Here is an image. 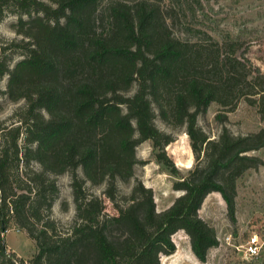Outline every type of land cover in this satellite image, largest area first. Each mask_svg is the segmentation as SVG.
<instances>
[{
  "label": "trees",
  "instance_id": "obj_1",
  "mask_svg": "<svg viewBox=\"0 0 264 264\" xmlns=\"http://www.w3.org/2000/svg\"><path fill=\"white\" fill-rule=\"evenodd\" d=\"M206 3L0 0V23L18 14L12 27L22 36L6 41L0 34V81L8 76L0 96L25 101L16 121L0 122V264H162L179 230L207 261L219 239L199 210L217 191L235 220L238 180L264 165L252 153L264 147V127L235 134L225 125L212 138L198 118L215 102L224 124L241 100L264 118V90L258 69L252 75L234 56L243 37L219 38L206 27L199 14ZM14 52L21 58L12 65ZM157 116L189 136L196 163L186 175L166 150L175 137L158 127ZM145 140L182 191L162 211L142 180L128 193L118 184L135 176ZM65 173L75 214L62 225L53 206ZM88 182L105 185L117 213L107 212ZM13 226L36 241L28 261L8 250L3 233Z\"/></svg>",
  "mask_w": 264,
  "mask_h": 264
},
{
  "label": "rangeland",
  "instance_id": "obj_2",
  "mask_svg": "<svg viewBox=\"0 0 264 264\" xmlns=\"http://www.w3.org/2000/svg\"><path fill=\"white\" fill-rule=\"evenodd\" d=\"M199 14L201 19L206 18V27L212 29L211 32L215 36L222 38L229 33L232 36L243 37L240 40L241 49L234 53V56L247 66L252 75L254 68L258 69L260 78L263 80L262 83L259 81V87L262 86L264 90V0H210V4L206 3V13L201 10ZM18 18V14L8 12L0 23V34L6 41L22 37L12 27ZM177 33L184 36L179 31ZM13 58L12 65L21 58V55L14 52ZM7 82L8 76H5L0 81V87L6 89ZM0 104L2 106L0 122L8 125L18 119L16 112L24 106L25 101L14 102L7 95H1ZM219 108V105L213 102L198 118L199 125L212 138L219 136L225 125L235 134H245L264 127V118L250 108L245 100H241L235 110L228 112V120L224 124L216 119ZM155 121L158 127L174 135L175 140L166 146V150L182 175H186L196 161L185 128H172L158 116ZM252 153L264 159V147ZM137 156L139 163L135 166V176L128 183L118 182L121 193H128L136 180H142L146 186L153 189L157 210L162 211L182 193L181 190L173 187L177 178L157 159L156 148L151 140H145L138 145ZM57 178L60 193L53 206V216L62 225H66L75 214L71 176L65 173ZM87 186L91 192L103 197L107 212L117 213L113 202L103 193L104 184L92 185L88 182ZM64 201L69 204L68 210L62 208ZM199 213L215 226L219 244L209 249L207 261H197L191 249L189 236L185 231L179 230L173 235L176 244L175 252L161 256V261L162 258L165 259L164 264H264V245L259 255L249 258L244 256L241 247L254 233H257L264 243V165L248 170L238 180L235 220H231L227 204L221 193L217 191L207 195ZM229 236L232 238L230 242ZM3 237L8 250H13L27 261L37 251L36 241L17 226L9 228L3 233Z\"/></svg>",
  "mask_w": 264,
  "mask_h": 264
},
{
  "label": "built area",
  "instance_id": "obj_3",
  "mask_svg": "<svg viewBox=\"0 0 264 264\" xmlns=\"http://www.w3.org/2000/svg\"><path fill=\"white\" fill-rule=\"evenodd\" d=\"M231 236L228 237V241H231ZM264 243L257 233L250 235L244 244L241 245L246 258L255 257L260 254Z\"/></svg>",
  "mask_w": 264,
  "mask_h": 264
},
{
  "label": "crops",
  "instance_id": "obj_4",
  "mask_svg": "<svg viewBox=\"0 0 264 264\" xmlns=\"http://www.w3.org/2000/svg\"><path fill=\"white\" fill-rule=\"evenodd\" d=\"M165 257H167V256H165ZM195 259H196L197 261H199L196 257H195ZM164 262H165V259L162 258V264H164Z\"/></svg>",
  "mask_w": 264,
  "mask_h": 264
}]
</instances>
